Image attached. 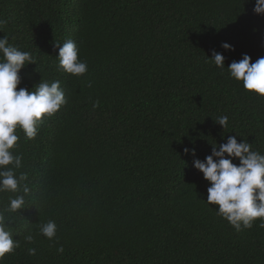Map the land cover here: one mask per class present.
<instances>
[{
  "label": "trees",
  "instance_id": "trees-1",
  "mask_svg": "<svg viewBox=\"0 0 264 264\" xmlns=\"http://www.w3.org/2000/svg\"><path fill=\"white\" fill-rule=\"evenodd\" d=\"M254 7L255 0H0V37L36 62L21 70L18 90L59 80L67 100L42 118L34 139L17 129L11 151L23 157L16 173H27L30 193L24 209L5 213L20 247L0 264H80L65 245L81 236L90 264H264L260 220L237 231L217 215L218 205L207 203L210 182L193 164L229 136L264 155V97L227 69L244 54L264 57V15ZM68 39L87 62L82 76L59 68L56 43ZM213 51L225 67L210 59ZM220 116L228 117L225 129L214 120ZM19 194L0 193V210ZM48 221L56 237L42 234L37 259L24 250L25 237Z\"/></svg>",
  "mask_w": 264,
  "mask_h": 264
},
{
  "label": "clouds",
  "instance_id": "clouds-1",
  "mask_svg": "<svg viewBox=\"0 0 264 264\" xmlns=\"http://www.w3.org/2000/svg\"><path fill=\"white\" fill-rule=\"evenodd\" d=\"M253 11L264 15V0H255ZM5 23L0 20V26ZM56 47L59 49L56 57L60 69L75 76H82L88 71L87 62L79 59V48L74 40L56 43ZM222 47L227 51L234 50V46L227 42ZM210 59L217 67H225L223 54L213 51ZM33 63L36 62L30 52L10 44L6 36L0 37V193H19L21 188L24 193L10 198L8 207L0 210V261L20 247L17 232L7 226L5 213L24 209L25 196L30 193V188L24 183L28 179L27 173H16V169L22 167L23 157L11 151L19 140L17 129H22L28 139H34L42 118L55 114L67 103L59 80H42L31 91L23 87L18 90L21 70ZM227 69L232 78L243 82L245 90L264 97V57L253 62L249 55L244 54L241 60L233 61ZM214 120L224 129L228 125L227 116ZM212 145V152L205 160L196 158L193 161L194 167L210 182L207 203L218 205L217 215L226 219L237 231L252 228L258 219L259 226L264 227V155L252 150L248 141L243 139L238 142L236 136H229L226 143ZM188 152L189 149L185 148V154ZM191 153L195 156V149ZM237 159L239 164L234 163ZM39 231L34 239L31 234L26 236L28 243L24 244V250L37 259H40L42 234L49 240L54 239L57 225L48 221L40 226ZM68 240L70 244L65 247L70 249L67 252L81 261L80 264H90L87 248L83 244L87 241L85 236ZM72 249L76 254L72 253ZM63 251L62 246L55 247L51 258L55 260Z\"/></svg>",
  "mask_w": 264,
  "mask_h": 264
}]
</instances>
